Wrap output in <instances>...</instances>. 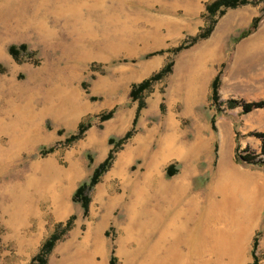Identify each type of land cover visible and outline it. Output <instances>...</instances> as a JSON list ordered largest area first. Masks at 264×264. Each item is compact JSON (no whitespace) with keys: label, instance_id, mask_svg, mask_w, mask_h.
Returning a JSON list of instances; mask_svg holds the SVG:
<instances>
[{"label":"rangeland","instance_id":"1","mask_svg":"<svg viewBox=\"0 0 264 264\" xmlns=\"http://www.w3.org/2000/svg\"><path fill=\"white\" fill-rule=\"evenodd\" d=\"M215 1L0 0V264H32L52 235L46 264H141L131 194L171 126L204 145L164 182L186 170L204 197L231 164L264 183V106L244 110L264 101V0ZM111 150L84 208L74 192ZM247 237L244 264H264V202Z\"/></svg>","mask_w":264,"mask_h":264},{"label":"bare ground","instance_id":"2","mask_svg":"<svg viewBox=\"0 0 264 264\" xmlns=\"http://www.w3.org/2000/svg\"><path fill=\"white\" fill-rule=\"evenodd\" d=\"M260 35L264 38V29ZM50 113L56 119L66 118L53 109ZM173 127L152 153L143 184L133 185L125 229L136 234L143 226L146 231L141 264H244L247 236L264 202V183L231 164L218 168L204 197L189 192L186 170L164 182L158 167L171 158L190 159L204 145L200 137L190 146L180 143ZM134 150L128 148L119 155L117 172L122 173ZM68 190L70 187L58 189L56 215L68 208L64 201ZM152 235L156 237L150 243Z\"/></svg>","mask_w":264,"mask_h":264},{"label":"trees","instance_id":"3","mask_svg":"<svg viewBox=\"0 0 264 264\" xmlns=\"http://www.w3.org/2000/svg\"><path fill=\"white\" fill-rule=\"evenodd\" d=\"M241 2H244V0H216L214 2V6L216 7V9L220 6H222L223 8L235 7ZM261 106H264V101L259 102V103L248 104L244 108V110L249 111L255 107H261ZM259 137L261 139L260 155L263 157L262 162L264 163V132L260 133ZM112 152L113 150H111L108 156L106 157V159L99 166L95 168V170L93 171L89 179V182L82 183L81 185L77 187L76 191L74 192V197H80L79 199L81 201L82 207L85 208L88 202V197L86 196V192L98 181L99 176L108 167L110 160L112 159ZM252 160H246V161L248 163H253ZM56 239H57L56 235H52L43 242V244L40 247L39 252L33 257L32 264H46V256L48 252L50 251V249L52 248L54 240Z\"/></svg>","mask_w":264,"mask_h":264}]
</instances>
